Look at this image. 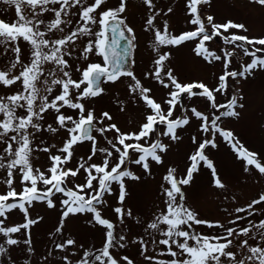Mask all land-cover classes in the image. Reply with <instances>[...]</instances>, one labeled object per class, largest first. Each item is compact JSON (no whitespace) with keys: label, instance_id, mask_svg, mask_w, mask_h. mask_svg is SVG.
Returning <instances> with one entry per match:
<instances>
[{"label":"snow or ice","instance_id":"6c2138e0","mask_svg":"<svg viewBox=\"0 0 264 264\" xmlns=\"http://www.w3.org/2000/svg\"><path fill=\"white\" fill-rule=\"evenodd\" d=\"M2 2L14 9L15 18L0 19V88L11 92L0 95V170L6 174L3 182L8 189L0 193V236L4 238L0 243V256L8 254L6 245L21 243L28 245L31 253L32 229L40 230L48 215L54 214V231L49 235L54 238V248L61 252L70 246L83 249L76 239L64 235L66 225L73 219L104 229L102 247L83 249L75 264H134L127 255L117 258L113 254V249L126 247V237L122 229L118 231L117 223L102 215V209L107 203L106 197L113 195L115 185L119 204L113 208L116 220L121 225L127 218L141 223L132 208L125 205L157 194L146 178L152 175L154 162L166 169L158 189L163 207L155 210L145 222L144 231L150 236L153 232L158 234L152 236L150 243L164 246L166 252L162 255L171 259L144 255L149 264L153 261L155 264H264V218L258 222L247 219L246 226L238 223L259 213L257 206L264 203V194L244 207L235 208L234 218L228 220L230 226H226L218 220L201 218L188 205L184 191V186L193 184L194 174L200 171L201 165L211 171L215 187L226 188L216 164L205 154L209 147H217V134L230 146L235 159L243 162L245 173L264 177L261 154L245 147L232 130L220 125L222 117L243 121L240 110L244 109V104L240 101L244 97L234 94L224 103L217 101V94L223 96L228 91L229 78L248 82L249 78L256 79L264 72V55H258L264 53V35L250 38L244 23L232 20L217 23L212 15L202 16V6L211 7L213 0H185L186 22L191 30L174 34L167 19L162 25L157 22L161 13L174 15V9L167 7L165 11L158 8L154 0H142L149 13L144 30L152 33L150 46L155 53L153 67L144 76L168 89L167 98L163 100L165 108L153 97L150 87L144 86L133 71L125 69L136 40L133 28L127 23L129 0H118L116 6H106L107 0ZM254 3L264 7V0H254ZM239 31L245 34H238ZM218 36H223L225 43L232 46L231 51L221 49V54H217L209 49L206 42ZM21 42L26 48L22 49ZM186 42H193L192 52L208 64L221 62L222 74L218 75L216 84L210 87L204 82L178 80L170 67L171 53L162 49H178ZM237 49L250 57V62H241L237 70H229ZM90 56L98 57L99 62H88ZM79 61L86 62V66L81 67ZM74 74H78L76 78ZM121 77L130 81L129 103L140 101L143 104L142 119L135 130H122L108 111L97 115L89 106V101L105 93L102 85L116 83ZM182 94L206 98L215 111L205 114L194 106L181 107V114L174 116ZM119 108L120 112L126 111L123 102L119 103ZM68 110H74L75 115L66 114ZM48 115H53L55 126L47 123ZM193 119L199 122L197 134L203 135L199 140L197 135L191 136L195 150L187 156L190 164L185 175L178 178L177 169L168 166L164 156L185 144L178 130L190 126ZM159 125L163 126L162 131ZM45 133H63L61 146L45 145L43 139L37 143V136ZM85 142L90 143V154L86 158L81 156L74 167H67L76 146ZM36 152L47 154L49 166L45 171L34 167ZM133 155L134 164L143 170L139 175L127 167ZM94 158L99 163L94 162ZM81 174L83 178L75 183ZM17 179L22 186L19 192L14 186ZM138 188L142 191H137ZM57 194H60L58 198ZM37 203L44 205L45 214L34 212ZM16 209L22 213V222L6 223L8 214ZM241 213L246 216L239 215ZM194 225L223 232L205 235L196 231ZM13 234L27 238L21 241L13 238ZM138 243L142 254L147 253L148 243L143 237ZM52 255L50 249L44 257L46 264ZM61 261L73 264L67 254Z\"/></svg>","mask_w":264,"mask_h":264},{"label":"rangeland","instance_id":"374dc122","mask_svg":"<svg viewBox=\"0 0 264 264\" xmlns=\"http://www.w3.org/2000/svg\"><path fill=\"white\" fill-rule=\"evenodd\" d=\"M158 8H163L165 11L167 7L174 9V15L169 14L157 18L158 24L162 25L163 20L167 19L170 30L174 34H179L180 31L191 30V27L186 22V11L184 8L185 0H154ZM118 0H107L106 6H116ZM146 6L142 4V0H129L127 8V23L134 30L136 40L134 42L132 57H131V69L136 74L137 78L141 80L142 84L146 87H150L153 90V97L157 102L162 103L167 98L168 89L163 88L156 80L152 78H145L144 73L150 71L153 67L152 60L155 53L151 49V36L152 33L145 32V19L148 15ZM202 16L212 15L217 23H223L227 20H232L237 23H244L249 29L247 35L251 37H259L264 35V7L254 3V0H213L212 6H202ZM15 18L14 9L4 4L0 0V19H6L11 21ZM232 31V30H230ZM238 34H245L239 31ZM210 50L216 51L217 54H221V49L232 50V46L225 43L223 36H218L210 42H206ZM22 49L26 48V45L21 42ZM194 47L193 42H186L185 45L180 46L178 49L171 47L164 48L162 51H169L171 53V63L174 74L177 76L181 83H193L204 82L210 87L217 83L218 75L222 74L221 62H214L208 64L201 57L195 56L192 52ZM258 55H264L259 53ZM88 62H99V58L90 56ZM250 62V57H246L238 49L236 55L233 58V63L230 65L229 70H237L241 64ZM81 67L86 66V62L79 61ZM78 74H74V78ZM264 72H260L256 79L249 78L246 82L241 78L235 80L229 78L230 84L228 91L221 96L217 94V101L224 103L230 98L231 95L238 94L243 96L244 99L240 101L244 104V109L240 110L243 121H238L235 118L222 117L220 125L223 128L230 129L236 134L245 147L250 150L256 151L264 158ZM129 78L121 77L116 83H108L102 85L105 88V93L98 98H94L89 101V106L96 110V114L99 115L101 111H108L114 116V121L118 127L122 130L129 128L135 130V125L142 119L144 112L143 104L140 101L136 103H129L128 84ZM194 92L200 90L193 89ZM10 95L11 92L0 88V95ZM123 102L126 105V111L120 112L119 103ZM196 107L197 110L209 114L214 109L209 107V102L206 98L201 96H192L188 94H182L180 104L177 105L175 115L181 114V107ZM239 110V109H238ZM66 114L75 115L74 110H68ZM219 114V113H217ZM54 115V114H53ZM53 115L46 116L47 123H52L55 126ZM189 115L191 113L189 112ZM198 121L192 120L190 126H186L183 130H178V134L182 135L185 139L184 145H179L171 150L164 156L165 163L170 167L177 169L178 178L183 177L186 172L187 166L190 164L187 156L195 150V146L191 144V136L197 135L199 140L201 134H197ZM160 130H163V126H158ZM63 133L57 135L52 133H45L43 136L38 135L36 142L39 143L41 139L45 141V145L56 144L57 147L61 146V136ZM158 135V133H157ZM155 138V137H154ZM165 143L168 142L167 138L160 137ZM217 147H209L206 150V155L214 161L217 167V173L222 177V181L225 183V189H219L213 184V177L211 171L201 165L200 171L194 174V182L189 186H184V191L187 197V203L193 207L201 218L220 221L221 223L228 225V220L233 219L235 215V208L244 207L253 199H258L261 194H264V177H261L258 173L252 175L243 171V162L236 160L235 155L232 152L230 146L223 140L222 137L217 134ZM55 151V150H53ZM90 154V143L85 142L82 145L76 146L74 151L73 160L67 165V167H74L78 159L83 156L87 157ZM35 159L33 161L34 167H40L42 171H45L49 166L47 160V154L36 152L34 153ZM133 155L127 162V167L135 174L139 175L143 170L134 164ZM94 162L99 163L98 160ZM152 175L146 177L151 181L152 189L157 193L156 195L138 198L135 204L127 203L126 207L132 208L134 216L139 217L141 223H137L135 219L127 218L121 225L116 220V215L113 212V208L119 206L117 201L118 191L116 186L113 185V195L107 196V203L102 209V215L105 218L110 219L114 223H117L118 231L122 229V234L126 237V247L121 249L119 247L112 250L113 254L119 258L120 256L127 255L133 260L134 264H149L144 259V255H153L157 259H171L167 255H162L166 252L164 246H156L150 243L152 236H158L157 233H152V236L148 235L144 229L147 221L152 216L155 210L162 208L161 197L159 196L158 189L160 183H162V176L166 173V169L163 166L156 165L154 162L151 164ZM6 174L3 170H0V193L6 192L7 186L4 184ZM83 175L81 174L75 183H79ZM130 182L126 181V184ZM14 186L17 191L22 190L19 180L14 181ZM71 186V184H69ZM142 191V189H137ZM60 194H57V198ZM260 210L259 213L253 217H248L242 222H238L241 226H246L247 219H252L258 222L259 219L264 218V203L257 206ZM32 211V210H30ZM35 213L45 214V208L42 204H35ZM233 214V215H230ZM239 215H245L241 213ZM23 220L22 213L19 209L14 210L8 214V220L6 223L16 224ZM56 222V216L49 214L47 222L42 224L40 230L32 229V249L31 253L28 252V245L23 243L15 246H8V254L6 256H0V264H46L44 259L47 256L49 250L53 251V255L48 257L47 264H62L61 257L65 254L69 259L73 261V264L80 258L83 249H97L103 245L102 233L104 229L97 225L96 227H90L86 225L84 220L73 219L71 223L66 225L67 231L64 233L65 237L74 238L77 243L83 245V249H78L74 246H70L64 252L54 248L52 239L49 232L54 231L53 225ZM194 229L205 235H217L222 234V229L212 228L209 229L203 225H194ZM151 231V230H149ZM140 237L148 243V252L142 254L141 246L138 243ZM13 238H18L21 241L27 238L25 235L13 234ZM162 238V237H160ZM4 242V238L0 236V243ZM155 264V261L152 262Z\"/></svg>","mask_w":264,"mask_h":264},{"label":"water","instance_id":"95a60500","mask_svg":"<svg viewBox=\"0 0 264 264\" xmlns=\"http://www.w3.org/2000/svg\"><path fill=\"white\" fill-rule=\"evenodd\" d=\"M123 43H124V42H122V44H123ZM130 56H131V53L127 56V63L125 64V69H126V68H129V69H130V67H129V65H128V61H129Z\"/></svg>","mask_w":264,"mask_h":264}]
</instances>
